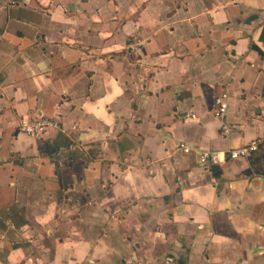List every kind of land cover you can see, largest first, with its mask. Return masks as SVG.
Masks as SVG:
<instances>
[{"label":"crops","instance_id":"obj_1","mask_svg":"<svg viewBox=\"0 0 264 264\" xmlns=\"http://www.w3.org/2000/svg\"><path fill=\"white\" fill-rule=\"evenodd\" d=\"M50 3L0 0V264H264V0Z\"/></svg>","mask_w":264,"mask_h":264},{"label":"built area","instance_id":"obj_2","mask_svg":"<svg viewBox=\"0 0 264 264\" xmlns=\"http://www.w3.org/2000/svg\"><path fill=\"white\" fill-rule=\"evenodd\" d=\"M41 1V0H38ZM49 3L52 0H45ZM9 6H18L20 0H7ZM51 4V3H50ZM215 117L219 120L221 126V132L223 135H229L233 131V127L227 123V114L229 111V96L227 93L222 94L215 100ZM60 123L55 118H49L46 116H39L34 120H21L19 125V132L26 134L27 136L40 140L43 139L45 133L49 129H59ZM179 148L186 154L191 152V148L186 143H181ZM258 149V143H253L247 147H243L230 152L232 159L247 158L249 155ZM200 161L202 164L218 165L221 162L220 154L217 152H203L200 154ZM165 264H174L173 259H166Z\"/></svg>","mask_w":264,"mask_h":264}]
</instances>
